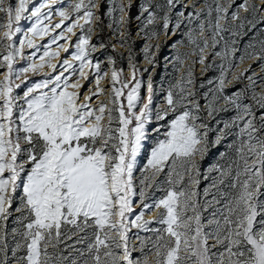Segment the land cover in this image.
<instances>
[{
	"label": "snow or ice",
	"instance_id": "obj_1",
	"mask_svg": "<svg viewBox=\"0 0 264 264\" xmlns=\"http://www.w3.org/2000/svg\"><path fill=\"white\" fill-rule=\"evenodd\" d=\"M196 2L145 0L137 17L149 40L160 35L158 20L167 36L186 20L191 25L195 19L197 27H188L181 41L191 46L196 57L192 63L204 65V70L211 67L205 50L222 61L220 76L208 81L215 87L204 93L203 108L190 66L167 90L165 106L156 111V119L164 120L170 113L173 118L150 150L137 191L134 172L147 139L154 87L149 75L147 96L140 95L142 73L148 69H139L130 51L127 77L123 69H116L112 57L108 71L93 61L98 47L92 42L93 24L101 22L103 0H69L67 7L63 0H16L15 6L0 0V264H264V90L253 91L252 102L244 103L255 87V78L249 75L243 92L225 94L237 59L264 60V39L253 37L254 42L237 58V41L224 36L229 32L235 37L246 27L254 28L264 4L258 7L254 0H242L230 12L235 0L227 5L204 0L205 13L195 11ZM178 4L194 11L175 12L173 26ZM131 6V0H112L107 8L109 26L127 23ZM240 10L246 15L241 16ZM117 13L124 15L118 18ZM205 14L206 21L201 19ZM53 16L60 17L59 22L51 24ZM22 20L32 23L17 45L14 37L22 31ZM148 26H153L151 31ZM55 29H61L60 33L49 36ZM44 36L49 41L37 63L41 46L34 38ZM71 36L77 37L74 45ZM53 44L64 52L74 47L72 62L62 59L52 64L51 59L60 55L49 51ZM106 46L103 41L99 44ZM153 47L158 45L144 49L150 65L154 64ZM25 48L35 49L28 57L32 62L16 69L17 58L25 59ZM188 55L177 52L176 71ZM44 67L52 73L57 68L61 71L45 74L23 95L16 94L28 80L26 73H38ZM250 68L233 79L243 80ZM90 76L94 88L82 94L80 80ZM104 79L109 82L106 88L100 87ZM93 99L98 103L94 105ZM229 106L235 116L224 121L216 139L210 141L209 126L200 114L213 117ZM229 135L234 136L229 145L233 155L221 153V161L203 174L210 183L201 193L200 160L210 144L218 145ZM161 177L165 194L156 199L149 189L161 187ZM18 191L19 205L13 209ZM153 211L152 219L144 218ZM10 218L16 226L9 230ZM153 224L161 227L153 228ZM132 229L137 232L130 235ZM133 235L138 244L133 243ZM137 251L139 256H134Z\"/></svg>",
	"mask_w": 264,
	"mask_h": 264
},
{
	"label": "rangeland",
	"instance_id": "obj_2",
	"mask_svg": "<svg viewBox=\"0 0 264 264\" xmlns=\"http://www.w3.org/2000/svg\"><path fill=\"white\" fill-rule=\"evenodd\" d=\"M11 3L13 6H15L16 0H5V4ZM36 3H39V0H35ZM112 0H103V5L100 9L99 15L101 16V22L99 26H97L95 23L93 24L94 31L92 32V42L97 44V50L92 54L93 61H99L105 71H108L111 67L108 63L109 57H112L115 60V67L117 70L123 69V74L125 77L129 76L130 74V68H129V51L131 52V55L133 57L134 62L136 63L137 67L141 70L148 69V72L142 73V78L144 80V85L141 87L140 95L142 97L147 96V82L149 75L152 77L153 87H154V97H153V104H152V111H151V119L149 123L145 126V133L147 139H145L143 143V147L141 149L140 154L137 157L136 161V170L134 172V175L137 177L136 185H137V191L139 189V177L141 176V169H143L144 165L147 162L148 155L150 154L151 148L155 145L156 141L158 139H162L164 133L167 131V124L169 121L173 118L171 113L164 119V120H157L156 119V111L162 107L165 106L164 97L166 95L167 90L169 87L176 83V81L180 78L181 74L184 72L186 67H191L194 78H195V87L197 90V99L199 100L201 107L203 108L204 104L206 103L204 100V93L207 92L210 88L215 87L214 84L210 85L208 83L209 80L215 81L221 74L220 65L222 63L221 59L219 57H215L213 55H209V50H205V56L207 58V63L211 65V67L207 68V70H204V65H201L199 63L193 64L192 62L196 59L195 56L191 54L192 48L191 46L186 45V43H181V41L185 40L184 33L187 31L188 27H197V21L194 19L192 21V24L189 25L188 21L186 20L184 22V25L181 26L179 30L175 31V34H172V32H169V35L165 36L163 34V31L159 28V25L161 24V21L156 22L157 30L160 31V35L158 38L153 39H146V33L143 32L142 26L143 21L138 20L137 17L141 14V5L145 3V0H131V7L127 11V23H121L118 28L115 26L110 27L111 23V17L107 14V8L111 4ZM160 2L163 3L164 0H153V3ZM184 3L191 4L193 3V0H183ZM220 3L227 5L230 0H219ZM242 0H235V4H233L231 11H236L237 6L239 3H241ZM261 0H254V3L259 7ZM69 3V0H63V6L67 7V4ZM208 4H212L213 0H207ZM203 9L206 13L207 9L205 7L204 0H197L196 2V9L195 11H199ZM178 11H185L187 14V11H194L191 8L185 9L182 4H178L177 8L173 12V18L172 23L173 26L175 24V12ZM243 10H240V15L243 13ZM2 15V14H0ZM117 17H121L124 14L123 13H117ZM264 15V10L260 11L258 14H256L255 20V27L251 30H248L246 27L244 31L241 32L240 35L232 37L229 32H225L224 36L225 39H235L237 41L236 47L239 49V51L236 53L237 58L240 54L244 52L245 45H247L250 40L253 37H259L260 39H264V35L257 33L254 29H256L257 24L260 22V17ZM201 19L207 20L206 14L201 17ZM249 19H252L251 16H249ZM60 17L53 16L51 19V24H55L59 22ZM230 23H234L232 21H229ZM31 21L22 20L20 22L22 31L20 33H17L16 37H14V40L17 45H19V40L23 36L24 32L28 30L29 27H31ZM67 23V22H66ZM223 23V21L221 22ZM263 26V25H262ZM261 26V27H262ZM149 31H151L153 26H148ZM102 29V31H101ZM61 29H55L54 32L49 33V36L51 35H57L59 34ZM77 32V35L79 34V30H75ZM65 35H70L68 33H65ZM49 36H44L43 38L36 37L34 38V43L39 47V50L37 52L36 62L40 63L39 56L43 54L44 47L43 45H47L49 41ZM77 37L71 36V43H75ZM125 40L126 43L124 45H121L120 41ZM103 41L106 47H99V44ZM252 43V42H251ZM59 44H63L65 47H67V44L63 40L59 41ZM151 44V45H158V47H153L151 49L152 57L154 59V64H149L148 61L145 59V46ZM221 48H217L216 51H220ZM35 51V49H24V55L25 59L17 58L14 67L16 69L27 67L29 63L32 61L28 59V57L31 55V53ZM49 51H59L60 55L58 57H54L51 59L52 64L58 63V61L62 59H68L70 62L71 60V52L74 51V47L70 48L68 52H64L62 48L58 49L56 44L51 45L49 48ZM177 52L184 53L188 52V57L184 60V66L180 67L179 71H176L174 68L175 63V56ZM46 60L48 58H45ZM75 63V62H73ZM225 63V67L227 66V62ZM251 65L250 70L245 74V78L243 79V82L236 81L233 79V76H235L237 73H240L244 69L248 68V66ZM264 60L260 59H245L242 62L239 61V59L236 60V66L231 70V75L228 77V80L225 84V94L232 95L236 92H243L246 85H249V81L247 79V76L253 75L255 78V87L254 89L250 88V90L247 93V97L244 99V103H251V95L252 92L259 93L262 90H264ZM3 70H0L2 72ZM61 71L60 68L56 69V73H52V69L48 67H44L40 69L38 73L29 72L25 75L28 77L27 82L21 84V87L19 89H16L15 92L18 95H23V92L25 89L30 85L33 84L43 78L45 74L52 73L57 74ZM70 71V70H69ZM85 72H89V69H85ZM68 72H65V75H68ZM78 75V74H77ZM24 78L21 77V80ZM73 80L76 79V77H72ZM21 80H17L16 83H21ZM80 83L83 85V88L79 89V91L82 94H87L88 90L90 88H94V77L90 76L89 80H80ZM109 82L107 79L100 81V87L106 88L108 86ZM203 85V86H201ZM81 99H83V95L81 96ZM99 99L106 100L107 96H100ZM92 103L95 105L98 103V100L93 99ZM126 104V100H125ZM221 107H223V104L221 103ZM235 110L229 106L227 111H220L217 112L213 117H208L206 112H202L200 115L203 119V122L207 123L209 126L208 130V136L210 141H214L216 139V136L218 135V129L223 127L224 121H230L235 116ZM159 129V131H157ZM234 136L229 135L226 139H224L220 144H210L207 154L204 156L203 159L200 160V171L202 174L201 183L199 185L201 193L203 192V189L208 186L210 183L209 180L203 179V174L208 171L210 167H212L217 162L221 161V153H228L229 156L233 155L231 150L229 149V145L233 142ZM199 159V158H198ZM212 175H215V173H212ZM161 183L162 186L155 188V189H149V193L151 196H153L156 199H159L162 197L165 192L163 190L166 185H163V177H161ZM21 195V192L18 191L16 193V199L13 201V209L19 205V197ZM138 201V196L135 198ZM138 210V209H137ZM15 215V214H14ZM156 215L155 211L149 212L145 215V219H152ZM134 218V217H133ZM9 230L11 227L16 226L14 218H10L8 222ZM153 228H159L161 225L153 224L151 225ZM136 229H132L131 234L136 233ZM141 236H150L151 233H145L140 232ZM133 243L138 244V241H136L135 236L133 235ZM10 255V253H9ZM134 256H139V252H134ZM151 259V257H149Z\"/></svg>",
	"mask_w": 264,
	"mask_h": 264
},
{
	"label": "trees",
	"instance_id": "obj_3",
	"mask_svg": "<svg viewBox=\"0 0 264 264\" xmlns=\"http://www.w3.org/2000/svg\"><path fill=\"white\" fill-rule=\"evenodd\" d=\"M260 4H264V0H261V2H260ZM244 15H246V13L245 12H243L242 14H241V16H244ZM263 25V26H262ZM262 26V27H261ZM257 33H259V34H262V32H264V15L262 16V17H260V22H259V24H257V27H256V29H254ZM251 42H254L253 41V38L250 40V42L249 43H251ZM248 43V44H249ZM247 44V45H248ZM247 45H245V48H246V46ZM244 48V49H245ZM240 82L242 83L243 82V80H240Z\"/></svg>",
	"mask_w": 264,
	"mask_h": 264
}]
</instances>
